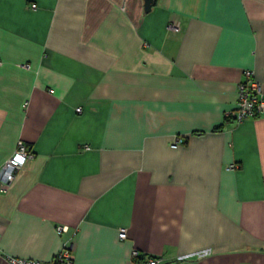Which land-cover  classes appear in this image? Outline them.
<instances>
[{
    "label": "crops",
    "instance_id": "obj_1",
    "mask_svg": "<svg viewBox=\"0 0 264 264\" xmlns=\"http://www.w3.org/2000/svg\"><path fill=\"white\" fill-rule=\"evenodd\" d=\"M246 69L264 89V0H0V169L34 152L0 264L71 236L74 264H264V114H228Z\"/></svg>",
    "mask_w": 264,
    "mask_h": 264
},
{
    "label": "built area",
    "instance_id": "obj_2",
    "mask_svg": "<svg viewBox=\"0 0 264 264\" xmlns=\"http://www.w3.org/2000/svg\"><path fill=\"white\" fill-rule=\"evenodd\" d=\"M170 29L178 30L179 23H171ZM80 110V109H78ZM236 120L240 121L247 117H253L264 114V89L262 83L256 79L252 69H246L243 73V79L238 84V102L234 111L228 113ZM184 139L179 137L175 140V144L183 142ZM34 157V152L26 144L23 139L17 143L14 153L5 161L0 169V192L8 190L16 173L24 167L29 160ZM57 231L61 235L69 231L65 225L57 226ZM75 234V232L73 233ZM120 239L127 238V229L122 227L119 230ZM74 238L71 236L63 242L60 251L50 260H40L34 258H24L10 256L8 261L10 264H74L75 249ZM132 257L138 264H162L165 259L163 257H155L145 255L142 257L140 251L133 250Z\"/></svg>",
    "mask_w": 264,
    "mask_h": 264
},
{
    "label": "water",
    "instance_id": "obj_3",
    "mask_svg": "<svg viewBox=\"0 0 264 264\" xmlns=\"http://www.w3.org/2000/svg\"><path fill=\"white\" fill-rule=\"evenodd\" d=\"M145 1V9L149 11L152 8V4L154 0H144Z\"/></svg>",
    "mask_w": 264,
    "mask_h": 264
},
{
    "label": "trees",
    "instance_id": "obj_4",
    "mask_svg": "<svg viewBox=\"0 0 264 264\" xmlns=\"http://www.w3.org/2000/svg\"><path fill=\"white\" fill-rule=\"evenodd\" d=\"M218 128H221V127H218Z\"/></svg>",
    "mask_w": 264,
    "mask_h": 264
}]
</instances>
